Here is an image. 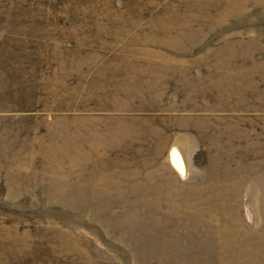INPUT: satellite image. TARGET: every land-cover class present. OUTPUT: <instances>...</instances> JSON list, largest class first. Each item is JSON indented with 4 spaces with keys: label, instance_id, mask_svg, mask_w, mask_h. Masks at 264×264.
Masks as SVG:
<instances>
[{
    "label": "rangeland",
    "instance_id": "obj_1",
    "mask_svg": "<svg viewBox=\"0 0 264 264\" xmlns=\"http://www.w3.org/2000/svg\"><path fill=\"white\" fill-rule=\"evenodd\" d=\"M0 264H264V0H0Z\"/></svg>",
    "mask_w": 264,
    "mask_h": 264
}]
</instances>
